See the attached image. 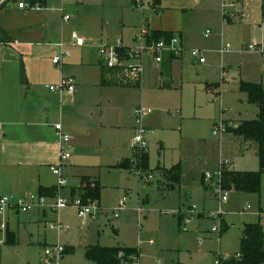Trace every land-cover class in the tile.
Listing matches in <instances>:
<instances>
[{
	"label": "rangeland",
	"instance_id": "374dc122",
	"mask_svg": "<svg viewBox=\"0 0 264 264\" xmlns=\"http://www.w3.org/2000/svg\"><path fill=\"white\" fill-rule=\"evenodd\" d=\"M143 1L145 8L150 6V0ZM117 3L113 0H64L70 19L61 22L62 32L69 38L71 32L81 36L89 55L94 50L97 52L91 44L100 42L96 40L97 36L110 34L113 40L121 36L118 21L122 20L126 11L115 7ZM106 19L109 31H106ZM226 43L229 48L224 53L228 54L232 46L226 41L223 45ZM64 44L70 57L76 49L72 47L77 46L71 44V39ZM247 44L240 48L243 58H237L234 65L250 62L256 66L257 73L264 72L259 65L260 53L244 51ZM165 54L163 65L155 69L152 66L154 55L145 53L138 85L122 89L126 93L117 94L109 104L98 102L90 107L92 110L83 116L84 129L75 127L74 131L65 132L70 136V144L75 145L66 162V175L96 177L99 186H102L96 200L99 211L94 222L82 226L72 205L59 209L56 213L58 217L56 214L51 216L49 205L55 200L53 195L26 192L43 195L46 220L56 218L63 228L57 233L46 228L43 221L34 223L29 232L34 235L32 245H27L29 237L16 238L13 242H17L12 247L16 264H41L37 254L30 250H38V243H43L44 239L46 245L42 246L43 250L54 244L65 248L55 264H96L86 255L89 243L130 249L138 264H213L218 254L233 256L239 251L245 223H259L264 233V171L261 173L259 194L235 189L219 192L217 179L222 162L231 168L258 170L256 148L245 144L243 138L230 129L216 130L213 135L214 126L220 125V121L254 118V105L245 100L233 105L229 94L225 95L224 101L222 95L230 88L231 80L230 70L222 63L218 64L219 77L215 60L207 73L200 63H193L190 54H185L182 59L167 58ZM201 55L208 63L206 53ZM223 55L216 53L215 56L219 59ZM254 56L259 57V62ZM87 57L94 59L95 56ZM72 73L66 74L74 75L76 80ZM215 84H218L217 88L213 89ZM91 92L75 103L76 108L93 100ZM139 107L151 110L142 119L146 130V162L144 166L140 165V170L152 175L147 182L139 181L136 175L134 162L138 156L129 145V138L136 127L135 110ZM54 116L47 126L56 120L69 125L68 119L59 118L58 111ZM153 116H160V121L147 126L146 118ZM226 121L223 123L227 125ZM125 159L131 167L116 166ZM159 163L166 169L176 163L181 175L177 188L166 197L159 189L162 187V179L156 170ZM136 164L139 167L140 162ZM206 173L211 177L206 178ZM54 182L57 183L56 178ZM223 194L227 197L225 201H221ZM123 197L125 208L119 212L118 218H113L114 209ZM247 206L248 212L242 213ZM191 207L194 212L187 215L186 222L179 212H186ZM37 209L41 208L35 207L30 212ZM218 212L222 213V218H219ZM66 226L69 229H65ZM149 240L153 244H149ZM69 248L71 251H66ZM17 251L19 255H16Z\"/></svg>",
	"mask_w": 264,
	"mask_h": 264
},
{
	"label": "crops",
	"instance_id": "0c3cea01",
	"mask_svg": "<svg viewBox=\"0 0 264 264\" xmlns=\"http://www.w3.org/2000/svg\"><path fill=\"white\" fill-rule=\"evenodd\" d=\"M19 1L0 0V195L8 196L12 200L29 191L40 194L42 188H55L56 177L50 167L58 162L59 138L53 125L60 122L56 120L49 126L46 124L49 120L50 122L51 119L54 120L57 111L59 118L62 116L69 121V125L61 123L64 133L74 131L75 127L84 129L83 116L88 110H92L90 107L98 102L109 104L117 94L126 93L122 89L141 82V79L137 84L121 82V76L117 72L104 68L98 52L94 50L89 55L84 45L72 47L76 49L72 51L70 57L65 60L63 58L61 66L54 64L52 57L58 54L57 44L59 41L70 40L69 36L62 32L63 15L66 14L64 0H45L44 5H31L22 0L27 4L24 8L18 7ZM113 1L118 2L114 4L115 7L126 11L122 20L118 21L121 25V36L117 37L121 38L124 44H132L142 26L149 28L151 33L177 35L184 50L178 56L166 53L167 58L182 59L185 54H190V50L199 49L201 54L206 53L208 63L207 60L198 62L196 59H193V63H200L207 73L213 67V60L219 77L218 64L222 63L230 70L231 85L222 95L224 101L225 95L229 94L233 99L231 102L233 105L244 100L254 105L247 100L241 85L259 83L264 88V72L257 73L256 66L250 62L238 66H235L234 62L237 58H243L240 48L251 41H256L264 50V0H238V12L230 7L228 8L230 15L226 18L222 13L223 0H150V6L141 11L133 7V0ZM102 6L105 7V4ZM108 23L106 19V31H109ZM207 30L209 33L205 34ZM102 39L113 41L110 34L96 37V40ZM225 41L232 46L228 54L220 52ZM95 42L91 44L97 48L99 42ZM216 53L224 55L218 59ZM87 56L95 57L92 59ZM254 57L259 62V57ZM260 57L259 65L264 68L263 56ZM164 61L165 58H162L161 62L156 64L153 60L152 66L159 69ZM69 72L76 76L73 92L59 94L46 87V84H56L60 76H68L66 73ZM215 85L213 89L217 88L218 84ZM89 91H93L91 92L93 100H88L84 106L76 108L75 103L82 100L84 94ZM254 107L256 117L258 108L256 105ZM160 119V116L146 118L145 124L156 123ZM233 120L224 121L229 126L243 121ZM244 143L249 142L244 140ZM71 147L74 151L73 143ZM116 166L119 167L118 164ZM174 166L176 163L170 169H166L165 165L159 163L156 168L162 179V187L159 189L164 197L174 191L180 181L179 172L177 183L172 182L174 173L169 171ZM228 169L254 171L233 167ZM66 177L68 184L62 190L66 196H71L73 191L75 193L82 191L83 179L100 184L98 178L85 174ZM56 213L52 211L51 216ZM56 216L58 217V214ZM46 217L45 208L30 213L10 209L0 215V221L4 220L6 223V230H0V264H16L12 247L17 242L10 243L8 235L14 240L29 237L27 245H32L34 235L29 232L34 223L43 221V225L50 229L47 222L58 220L54 218L48 221ZM38 244L39 251H30L35 252L43 264L42 246L46 245L45 239L43 243ZM96 245L100 246L98 243H89L87 246ZM16 255H19V251Z\"/></svg>",
	"mask_w": 264,
	"mask_h": 264
},
{
	"label": "built area",
	"instance_id": "2783aa9c",
	"mask_svg": "<svg viewBox=\"0 0 264 264\" xmlns=\"http://www.w3.org/2000/svg\"><path fill=\"white\" fill-rule=\"evenodd\" d=\"M18 7H27V4L20 0L17 3ZM238 0H223L222 1V13L226 18L229 15L228 8H233L235 12H238ZM133 7L135 9L143 10L145 4L143 0H133ZM70 19L68 14L63 15V21L66 22ZM209 30L205 32L208 34ZM71 44L75 46L84 45V40L81 36L77 35L75 32L70 34ZM58 54L52 57V62L57 65H62L63 58L70 55L69 50L66 48V44L60 41L58 44ZM97 52L100 56L101 62L104 68L108 70H113L121 75L125 83L137 84L140 82L142 68H143V57L144 54L150 52L154 55V62L157 64L161 62L163 58V53H169L173 56H178L184 50L180 39L177 35H171L169 38L161 37L159 39H154L151 36V31L146 26H142L134 38L132 44H124L121 38H116L113 41L102 40L97 45ZM229 48L228 44H225L221 48V52H226ZM244 51L249 52H259L263 56L264 63V50L257 43H249L244 48ZM190 55L193 59L198 60V62H204V57L201 55L199 49L190 50ZM46 87L52 91L59 94L65 92H73L75 89V77L73 75L60 76L59 81L56 84H46ZM150 109H145L139 107L135 110L134 118L136 127H134V133L130 138L129 145L132 151L138 156L135 166L138 167L136 163L139 162V156L144 154L146 151V141L144 135L146 130L142 125V119L145 114L150 113ZM222 122L220 125L214 126L215 131L213 135L216 134V130H224L227 128L228 124ZM53 128L59 138L58 143V162L50 167L51 172L56 176L57 183L55 186V192L53 194L54 202L49 205V209L53 212L59 211V209L72 205L76 209V216L79 223L82 226L88 225L91 221L95 220L99 211V206L96 200L88 199L84 201L80 196H66L63 194L62 190L67 186L68 181L65 175L66 162L72 154V147L70 145V136L62 132V126L60 123L53 125ZM227 167L226 162L221 163V168L218 171L217 179L219 192L224 191L221 185V172L224 167ZM134 168L139 181L147 182L152 178V175L144 173L140 170V164L138 168ZM211 174L206 173V178H210ZM227 199L226 195H221V201ZM125 198H121L118 201V206L114 209L113 218L119 217V212L125 208ZM44 208L45 200L43 195H34L33 193H28L26 195L20 196L16 200H12L8 196L0 195V215H3L10 209H15L19 212L27 213L33 208ZM249 206L244 207L242 213H247ZM193 207L189 208L186 212H179V215L184 216L185 221H188V214H193ZM222 213L218 212L219 218ZM50 229L55 230L57 233L63 228L62 223L59 220L47 222ZM65 229H69L67 226ZM217 228H214L216 230ZM0 230H6V223L4 220L0 221ZM152 244L153 241L149 240ZM65 248L61 245L54 244L48 248L44 249V257H42L43 264H55ZM52 255L53 257H50ZM237 255V254H236ZM117 257L120 260V264H138L136 258L133 254L126 255L122 250L118 251ZM230 256L218 254L217 258L214 260L213 264H221L222 260ZM54 258V259H53Z\"/></svg>",
	"mask_w": 264,
	"mask_h": 264
},
{
	"label": "trees",
	"instance_id": "16d2710c",
	"mask_svg": "<svg viewBox=\"0 0 264 264\" xmlns=\"http://www.w3.org/2000/svg\"><path fill=\"white\" fill-rule=\"evenodd\" d=\"M29 4L44 5L45 0H25ZM152 38L159 39L161 37L169 38L171 34L151 33ZM242 91L246 93L247 100L256 105L258 108L257 116L253 119L243 120L239 124L230 128L236 136L242 137L248 141L250 145L256 148L258 157L259 169L255 171H235L230 170L226 166L221 172V185L223 189H235L237 191L250 192L259 194L261 173L264 171V88L259 83H243L241 85ZM141 166L145 165L146 154L139 156ZM120 167H131L128 161L120 162ZM169 172H173V183H177L179 179V166L172 167ZM79 193L71 192V196H80L84 201L88 199H98L100 186L97 182H92L83 179ZM54 189L40 190V194L53 195ZM243 235L240 238L239 251L224 260L221 264H264V233L261 230L259 223H245L243 228ZM8 241L14 242L13 237L8 235ZM122 250L126 255L133 251L121 247H102V246H87L86 255L88 258L94 260L96 264H120L117 257L118 251ZM66 251H71L67 249Z\"/></svg>",
	"mask_w": 264,
	"mask_h": 264
}]
</instances>
